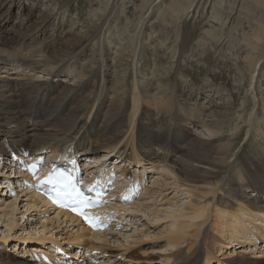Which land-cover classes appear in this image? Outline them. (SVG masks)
I'll list each match as a JSON object with an SVG mask.
<instances>
[{
    "label": "bare ground",
    "instance_id": "obj_1",
    "mask_svg": "<svg viewBox=\"0 0 264 264\" xmlns=\"http://www.w3.org/2000/svg\"><path fill=\"white\" fill-rule=\"evenodd\" d=\"M5 1L8 0H0V12L6 7ZM9 2V8L17 7L25 17L19 16L20 20L17 22L20 28L14 32L5 26L2 27L0 23V157L2 156L4 161H0V176L5 173L4 171L2 173V166L18 169L23 166L18 160H13L14 158L9 154L12 151L25 155V159H27L28 157L42 156L44 153L56 156L61 151L74 149L75 152L82 155L91 156L90 158L94 162H101L108 153H111L110 155L115 154L114 156L120 162L128 160L129 164H133L137 169L151 162H166L172 167L176 180L190 182L189 190L195 183L217 178L223 170L227 171L228 168L227 181L223 185H216L214 191L217 192L221 186L219 190L225 192L224 196H219L218 203L220 204L218 205L232 208L233 200L238 199L240 202H248L249 210L254 209L259 213H264V107L254 108L248 121H245L243 116L249 113L250 106L248 103L238 104V106L237 94H224L221 92L220 85L216 88V84H208V80H199L200 82L197 83L193 80L195 77H190V73L185 72L184 69L176 70L175 66L178 65V60L183 58L182 54L186 49L183 44L180 52L172 51L173 64H164L158 60L151 72H146L144 77L135 80L132 109L134 111L138 109V111L136 110L138 112V120L136 119L138 128L137 132H134L138 134L139 139L137 147L131 148L134 152L129 153L128 141L131 140L130 145H132L135 137L134 133V137L129 136L130 134L125 135L131 130V127L128 130L127 124L129 123H126L127 114H129L127 112L130 109L129 78L135 68V56L140 50L138 40L142 36L134 30L126 31V33L122 30L121 32L124 31V34L119 31L113 32V20L117 19L116 14L119 9H121L120 12L125 13L126 2L122 0L102 1L104 6L100 9L101 12L94 14V20L89 26L83 25L82 20L66 18L68 3L64 5L66 9L53 8L49 13L43 11L42 6L34 7L27 4L25 0H9ZM191 6L187 7L186 12L191 9ZM172 8L174 9L175 6ZM37 13H39L38 17L36 16L37 19L34 18L31 25L29 24L30 31L23 30L21 27L25 26ZM10 17V13H5L0 18V22L6 23ZM49 25H52L55 33L46 41H40V35L47 30ZM118 26L116 25L117 28ZM12 33L13 35H11ZM252 37L256 43L250 41V45L254 49L259 48L261 52L259 59L264 58V26ZM246 60L247 65L242 72L247 70L246 75L250 79L251 94L254 96L252 99L260 105L264 99L258 93L262 66L257 69V58L251 54L246 57ZM3 74L6 75L3 76ZM147 78L154 79L155 83H149ZM174 79H176L175 82ZM243 82L240 83V87L244 85ZM50 86H54V88ZM209 87H211L210 90H208ZM241 122L250 124L246 134L243 133L244 126H241ZM226 131H232L231 139L227 138ZM244 134L247 141L249 143L251 141V145L256 148L244 163L236 167V163H239L237 158L234 159L233 164L229 160L233 155L235 140L243 137ZM123 138L124 140L126 138L125 143L124 140L122 141ZM102 150L106 154L103 155V158L101 157V160H97ZM178 154H181L180 157ZM105 164L107 163L103 161L99 165L97 163L90 165L94 169L90 168L88 171L93 173L96 168L103 167ZM129 166L124 164L120 168L114 165L108 168V172L113 175H116L115 171L121 172L128 179L135 174L138 176V171L130 169ZM22 175L25 176V174ZM18 180L20 179L3 176L0 178V188L10 187ZM248 192L257 194L250 197ZM191 194L194 195L193 192H190V196ZM227 194H229L228 199L226 198ZM230 197L233 200H230ZM31 199L33 204L30 203ZM18 200L19 198L14 203L17 204ZM26 200L31 204L30 207H26V210L34 205L39 206L38 208L43 206L45 210L49 206V203L36 193H31ZM189 205L186 210L190 211L191 209L192 212L196 209L195 205ZM249 210L242 206L233 209L235 215L237 212H249ZM197 212L199 214L194 216L202 217L203 210ZM222 213L219 211L216 223L227 216L225 214L222 216ZM63 217H65L64 220ZM195 217L194 219H196ZM228 217L230 220L231 217ZM127 219L124 217L122 222ZM234 220L231 221L233 222L231 225L223 223L220 226L229 228V238L235 237L229 243H233L231 247L236 248L242 242H239L238 237L248 233V226L241 225V221ZM54 221L55 223L57 221L59 223L66 222L69 227L74 224L76 235L71 233L67 237L61 236L60 239H63L64 242L59 238H51L49 241L54 242L51 245L52 250L45 251L39 245L37 248L35 247L38 249L34 252L36 257L40 256L42 252L53 257L55 254L52 251L57 244L61 246V249H67L70 252V257H74L73 261L76 260L74 262L79 263V258L89 257L92 255L91 250L97 249L94 243L96 238H103L107 235H105V231H91L88 227L83 226L77 217L67 212L59 211L58 218H50L45 225L50 222L53 224ZM188 222L190 223V221ZM176 223L179 222L176 221ZM180 224V228L168 236L170 243L171 245H174L172 243L178 244L185 239V242H189V245L187 244L189 249L185 251L180 247L181 249L179 248L177 252H172L171 256L175 258V264H214V261L217 264H259L254 263L255 260L248 259L243 253L248 249H242L241 252L233 255L229 251L231 247L227 246L228 242L226 243V240L221 242L219 235L212 236L208 231L202 235L201 230L194 226V230H197L190 232L186 223ZM185 227L189 229L187 230ZM34 232L32 230L29 233L25 238V243L30 245L31 242L39 241ZM190 235L194 239L187 238ZM46 237L42 238V243L48 242ZM260 238L262 237L260 236ZM237 240L238 242H235ZM91 242L94 244H90ZM212 242H218L217 246L220 244L217 255H213L215 248ZM68 243L70 245H64ZM14 245L16 246L15 243ZM74 245H77L75 249L72 248ZM69 246L72 247L69 248ZM79 248L88 253L82 255ZM7 250H0V264H47L42 260L39 263H37L38 260L32 262L30 259L22 258L23 254L16 256ZM106 251L108 250L102 251L101 255L107 256L114 252ZM123 257L127 261L140 259L131 253H127ZM61 258L57 255L53 260ZM70 261L73 262L70 258L67 259V264ZM261 264H264L263 260H261Z\"/></svg>",
    "mask_w": 264,
    "mask_h": 264
},
{
    "label": "rangeland",
    "instance_id": "obj_2",
    "mask_svg": "<svg viewBox=\"0 0 264 264\" xmlns=\"http://www.w3.org/2000/svg\"><path fill=\"white\" fill-rule=\"evenodd\" d=\"M25 1L27 4H30L34 7H36L37 5L42 6V9H44L43 11L49 13L52 12L53 8H63L62 10L67 8L68 10L66 18L80 21L82 20L83 25L89 26L92 23V20H94V14H99L101 12L100 9L103 8V2L106 0ZM122 1L126 2V10L125 13H122L120 12L121 9H119L118 13L116 14L117 19H114L112 23L113 32L116 33L117 31H119L121 34H124V31L126 33V31L129 32L130 30H134L135 32L140 33L142 36L138 40L140 50L137 51L135 56V68L134 70H132L129 78L130 94L128 99L130 102V109L127 112L129 114H127L128 117L126 119V123H129L127 125L128 128L131 127V130L129 128L128 130L130 131H127L128 134L126 133L125 135L130 134L129 136L134 137L135 134L132 145H130L131 140L128 141L129 153L134 152V150L132 149V151L131 148H133V146L137 147V141L139 139L137 137L138 134L136 133L138 128V109H135V111L132 109L133 93L135 92V80L139 77H144V74L146 72H151L152 67L158 60L160 62H163L164 64H173V55L171 53L172 51L180 52V48L183 44L186 46V49L184 54H182L183 58L178 60V65L175 66L176 70L178 68V70L180 71L184 69L185 72L190 73V77H195L193 78V80H195L197 83H199L200 81L208 80L207 83H215L216 88L220 85V87L222 88L221 92H223L224 94H237V105L248 103L250 106V110L248 111L249 113L243 116L245 121H248V118H250L249 116H251L254 108L258 109L259 106L264 107V99L260 105L252 99L253 95L251 94L250 90V79L249 76L246 75L247 70L245 71L246 73L242 72L247 65L246 57L249 54H251L253 57H256L257 69L262 66L260 68L261 78L258 84V93L259 96L264 97V58L259 59V54L261 53L259 48L254 49L250 45V41L252 43L255 42L254 37L252 36L259 30H261V28H263L264 26V0H157V2H154V0ZM66 3H68V7L65 8L64 5ZM5 4L6 7L3 8V10L0 12V18H2L5 13H10L11 17L10 20L6 23L4 21L0 22L1 26H5L9 30L11 29L10 31L13 30V32L15 30L18 31L17 28H20L19 23L17 22L20 20L19 16H25L22 15L17 7L12 6V8H9V0L5 1ZM173 6H175L174 9L172 8ZM188 6H191V9L186 12ZM38 15L39 13H37V15H34L31 20L21 28L23 30L28 29V31H30L29 24L31 25V23L34 21V18L36 20ZM116 25H119L118 28L116 27ZM53 29L54 28L52 27V25H49L47 27V30H45L46 32L44 31V33L40 35V41H46L47 39H49L55 33ZM122 30L124 31L121 32ZM11 35H13V33ZM165 45L167 46L165 47ZM242 66L243 68H241ZM5 75L6 74H3V76ZM147 81L149 83H155L154 79L150 80V78H147ZM175 81L176 79H174V82ZM242 81H244L242 83L244 85L240 87V83ZM50 87L54 88V86ZM210 88L211 87H209L208 90H210ZM87 115L86 119L88 118ZM241 126H244L243 133L245 132L246 134L248 132V129L250 128V124L241 122ZM225 134L227 135L228 139H231L230 136L232 134V131H226ZM245 134L243 135V137L235 140V146L232 152L233 155L229 160L230 163L233 164L234 159L237 158V162L239 163H236V167H239L241 163H244L245 160L251 156L250 153L253 151V149L256 148V146L251 145V141L250 143L247 141V138H245ZM123 140L124 138L122 139V141ZM125 141L126 138L124 140V143ZM100 153L101 157L106 154V152H103V150ZM110 154L111 153H108L106 157L109 158ZM114 155L115 154L110 155L111 158L108 160L109 164L111 165L109 166V168L114 166V164L119 166L120 168L123 167L124 164H127L130 165V169H135L138 171V176H136L137 174H135V176L129 178L130 180L133 178V180H131V183L127 186L123 185H126L128 183V180L125 181L121 180L122 178H120L121 176L127 178L125 174L119 172L117 176L118 179H120L118 180V186L124 187L119 190L120 192H122V190L124 189L131 188V191L127 190V194L125 195V197L133 192L135 188L137 189V187H139L138 193L133 201L124 203L120 207L117 206L119 207L118 210H120V213H124L123 215H126V217L128 215V222L127 224H123L117 230L114 229H116V226L118 227L119 223L117 222L116 224H113L112 228L105 231V235L107 234L105 237L96 238V242L94 243L95 247H97L98 250L96 248L94 250H96L97 255L94 250H91L92 255L89 256L90 258L87 256L86 258L81 257L79 263L74 262L76 260H72L75 264H81L83 260H85L84 264H175V258L171 256L172 252H177L180 247L185 251L189 249V242H185V239H183L184 242L181 240L183 243L181 241L178 244L172 243L174 245H171L170 243L171 241L168 236H170L173 231L175 232L180 228V223H186V225L189 226L190 230H188L189 228L187 227H185V229L190 232H195V230L200 229L202 235L207 231L212 236L219 235L221 238V242L223 240H226V243L228 242L227 246L231 247L233 243L231 244L229 243V241L231 239H234L235 237L232 236L231 238H229V228H224L220 225L223 223L231 225V223H233L231 221H233L234 219V221H241V225L248 226L247 229L249 231L247 230V234H242L240 237H238L239 242L242 241L239 244V246H241L240 248L239 246L236 248L231 247V250H228L231 251L234 255L239 251L241 252L242 249H248V253L243 252L248 259L250 258L252 260H255L254 263L259 264H261V260L264 261V213H259L254 209L249 210L248 202H240L238 199L233 200L232 197H230V200L234 201V205H232V208H225L224 206L220 207V205H218L220 204L218 203V200L220 198L219 196H224L225 192H223V190H219L221 186L217 189V192L214 191L216 185H223L227 181L229 176L228 168L227 171L223 170L222 174L217 178L209 179L207 182L205 181L195 183L192 186V189L190 188L189 190L190 182L176 180L175 173L173 172L172 167L169 166L166 162H151L148 164H144L146 166L140 168L138 167L137 169V167H135L133 164H129L128 160L119 162L120 160ZM180 155L181 154H178V157H180ZM99 158L97 160L102 159ZM95 163L97 162L92 161L93 165ZM4 172L5 173L0 176V178H2L3 176L6 178L13 177L12 175H9L11 174V171L8 173H6V171ZM116 173L117 172H115V174ZM133 181L134 183L140 182L141 184L139 183V186L137 184V186H135V184L132 183ZM18 182L19 180L11 184L10 186L15 189V192H12L10 190V187L0 188V250L2 249L3 251H5L6 249H8L7 252L12 253L16 256H20L23 254L22 258L24 257L25 259H30V261L33 262V260H35V257L32 256V252L37 251L36 248L39 245L45 251L52 250L51 245H53L54 242L49 240L51 238L60 239L65 236L67 237L70 236L71 233L73 235H76L75 225L71 224L69 227V225L66 222L63 223V221L62 223H59L58 221L55 223L54 221V225L51 222L45 225L46 221H48L50 218L54 217V219H57L59 211L57 212L50 206H48V209L46 208V210L42 206L40 207L41 209L43 208L41 210L40 208H38L39 206L36 207L35 205L34 207L26 210L28 207H30V203L33 204L32 199L30 200V203L28 200H26L27 197H29L33 192L28 191V189H23L21 186H19ZM6 185H9V183H6ZM132 185L135 186V188H133ZM115 191H118V189L115 188ZM190 192H193L194 195L191 194L190 196ZM248 194L250 195V197H254L253 195L257 193L248 192ZM18 198L19 200L17 204H15V200ZM116 198V201L119 202L120 197L116 196ZM226 198H229V194L226 195ZM188 205H195L196 209L194 210L196 212L194 210H192L191 212V209L190 211L186 210V207ZM238 206L247 208L250 213L246 211H240L236 213V216L233 209ZM200 210H203V213L201 214L202 217L196 218L194 215L199 214L197 211ZM218 210L220 211V213L223 212L222 216H224L223 214L227 216H224L225 218L223 217V219H220L219 222L216 223V218L219 213ZM182 213L186 216H189L184 218L183 216L185 215H183ZM231 215H233V220H231ZM193 216L196 219H194ZM228 216L231 217L230 220ZM227 218L230 222L226 221ZM64 219L65 217H63V220ZM176 221L179 223H176ZM188 221H190V223ZM193 226L197 227V229L194 230ZM32 230L35 231L34 235L35 237L38 236L39 241L34 243L31 242L29 245L25 243V238L29 235V233L32 232ZM78 235L81 236L80 233H78ZM260 236L262 238H260ZM44 237H46V240H48V242L45 241V243H42V238ZM187 238L192 237L190 235ZM16 239L19 240L17 241ZM60 240L64 242L63 239ZM238 240L235 242H238ZM92 242L90 244H94ZM165 242L168 244L167 246ZM14 243L16 244V246L14 245ZM212 243L215 248L213 255H217V253H219L220 244L217 246L218 242ZM90 244L89 246H92ZM31 245L34 248H29L32 247ZM64 245L68 246L70 245V243ZM76 246L77 245H74L73 249H75ZM106 246L112 249H108ZM24 247L27 248L24 249ZM100 249H103L102 251L108 250L109 252L106 251L108 253H111V251L114 252L107 256H102V251ZM25 251H27L26 254ZM85 252L86 250H84V253L81 254L86 255ZM127 253L136 255L137 257H140V259L136 261H127L125 257H123ZM72 254L74 256V253ZM95 259L96 261H94ZM37 260L39 263V259ZM214 264H217V262L214 261Z\"/></svg>",
    "mask_w": 264,
    "mask_h": 264
},
{
    "label": "snow or ice",
    "instance_id": "obj_3",
    "mask_svg": "<svg viewBox=\"0 0 264 264\" xmlns=\"http://www.w3.org/2000/svg\"><path fill=\"white\" fill-rule=\"evenodd\" d=\"M30 167H32L34 169L35 165H31ZM46 182L53 183V184H59L64 189L69 190L71 192L72 196H73L74 204H76V205L88 207V206H92L93 203H94L93 199L90 196L86 195L81 190V188L79 186L74 185L72 183V180H71L70 177H66L63 173H60L58 175L55 168L49 174L48 179H47ZM67 194H68V192H61L59 190L56 191V196L57 197L63 196V195H67ZM96 196H97V198H99L101 196V193L99 191H97ZM96 203H98V200L96 201ZM73 210L75 211L77 209L74 207ZM79 214L82 215L87 221V219H88L87 213L81 211Z\"/></svg>",
    "mask_w": 264,
    "mask_h": 264
}]
</instances>
